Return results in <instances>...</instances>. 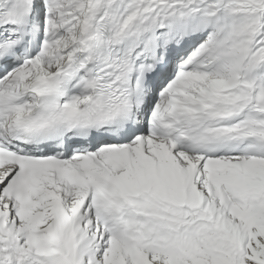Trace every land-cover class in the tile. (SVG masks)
<instances>
[{
  "label": "snow or ice",
  "instance_id": "obj_1",
  "mask_svg": "<svg viewBox=\"0 0 264 264\" xmlns=\"http://www.w3.org/2000/svg\"><path fill=\"white\" fill-rule=\"evenodd\" d=\"M0 264H264V0H0Z\"/></svg>",
  "mask_w": 264,
  "mask_h": 264
}]
</instances>
